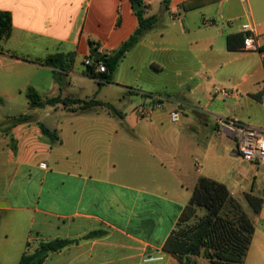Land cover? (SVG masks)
Here are the masks:
<instances>
[{"label": "crops", "instance_id": "1", "mask_svg": "<svg viewBox=\"0 0 264 264\" xmlns=\"http://www.w3.org/2000/svg\"><path fill=\"white\" fill-rule=\"evenodd\" d=\"M135 5L143 18L157 17L152 29L118 63L110 83L88 77L89 42L101 56L111 55L138 27ZM0 11L12 23L0 42V229L4 215L26 212L33 236L24 252L40 240H76L43 264H212L163 252L192 192L176 199L147 183L140 187L139 170L159 168L170 175L163 184L188 183L193 191L209 177L197 159L189 165L180 158L181 150L200 149L189 131L225 135L217 133L218 117L264 128V47L243 50L241 30L251 24L264 43V0H0ZM58 54L64 58L57 67L43 64ZM29 87L43 98L95 99L116 113L60 105L31 110ZM152 96L162 99L161 108L141 118L136 107ZM172 111L183 120L170 129ZM28 114L32 121L11 124ZM39 123L57 132V144H49ZM173 167L183 168L182 177ZM209 179L236 199L223 181ZM254 184L252 178L250 191ZM256 216L260 226L248 216L255 231L244 264H264V204Z\"/></svg>", "mask_w": 264, "mask_h": 264}, {"label": "trees", "instance_id": "2", "mask_svg": "<svg viewBox=\"0 0 264 264\" xmlns=\"http://www.w3.org/2000/svg\"><path fill=\"white\" fill-rule=\"evenodd\" d=\"M135 4L138 0H132ZM169 0H164L168 4ZM190 6L184 5V9ZM138 18V27L131 36L123 42L109 56L102 55L95 59L98 53L92 42H89L91 66H85V74L90 78H98L104 83H110L118 63L145 35L152 29L157 21L156 16L142 17V11L135 12ZM12 23L8 12L0 11V42L7 40L11 35ZM64 56L53 55L47 57L43 64L57 67ZM102 62L105 66L104 73L94 71V63ZM64 70V65H60ZM29 108L44 109L45 107L62 106L69 112H87L95 107H105L111 113L116 110L109 104H103L95 99L79 100L76 98H43L33 88L26 90ZM1 100V99H0ZM32 121L31 115H23L11 120V124ZM41 133L49 144L59 142L55 130H50L43 124H38ZM244 200L258 215L263 208L264 199L249 191L244 194ZM204 211L199 216L198 212ZM254 224L242 209L240 203L231 195L229 189L222 183L201 177L195 184L187 205L181 211L174 229L165 240L162 250L179 258L199 257L208 259L212 264H244L247 252L254 234ZM91 234L88 237L94 236ZM76 240L53 239L40 240L31 252H24L17 264H43L51 253L59 252L75 243ZM186 264H193L186 261Z\"/></svg>", "mask_w": 264, "mask_h": 264}, {"label": "rangeland", "instance_id": "3", "mask_svg": "<svg viewBox=\"0 0 264 264\" xmlns=\"http://www.w3.org/2000/svg\"><path fill=\"white\" fill-rule=\"evenodd\" d=\"M96 83L92 82L89 90L95 91ZM113 90V89H112ZM106 91H101L99 96L102 97ZM94 93V92H93ZM113 91H107V97L113 99L115 95ZM1 97V96H0ZM1 97L0 99H2ZM119 107V105H115ZM179 120H183L182 115L179 113ZM210 123V121H209ZM177 123H171L170 129L175 128ZM174 131V135H175ZM191 139L199 144L200 149L192 151L190 154L180 152L181 160H185L187 164H191L192 160L197 159L200 164V170L203 175L212 177L218 181H223L230 189L236 194V199L239 201L244 212L252 219H255L257 226L261 225V219L256 216L249 205L244 200L243 193L250 191L251 180L255 178V184L252 192L257 196L264 198V165L258 163H250L243 160L240 156L236 155V143L229 135H212L206 129H195L193 132L189 131ZM207 152L204 154V150ZM190 160H187L189 159ZM186 166V165H185ZM192 168V166H191ZM157 170L142 168L139 170V186L144 187V183L149 184L153 190L167 194L170 197L178 198L183 197L185 194L189 195L192 188L188 183H185L182 188H175V184L165 185L162 183L166 179L164 174H159ZM174 174H178L179 178L182 177V169L177 167L172 168ZM125 178V177H124ZM150 180V181H149ZM152 180V181H151ZM29 191H34V185H29ZM30 214L22 212L20 214L10 213L3 216V225L0 229V264H17L19 257L26 249L27 238L32 237L29 228ZM257 218V222H256ZM260 220V222H258ZM264 227V223H263ZM260 228V227H259ZM7 235L6 239L4 235Z\"/></svg>", "mask_w": 264, "mask_h": 264}, {"label": "built area", "instance_id": "4", "mask_svg": "<svg viewBox=\"0 0 264 264\" xmlns=\"http://www.w3.org/2000/svg\"><path fill=\"white\" fill-rule=\"evenodd\" d=\"M245 2V0H243ZM243 36V50L258 51L264 47L259 36L255 33L251 24H244L241 27ZM84 65L91 66L93 62L90 59L84 61ZM264 69V67H263ZM94 71L96 73H104L105 66L102 62L94 63ZM219 93L223 97L229 96V91L220 90ZM161 98L152 96L146 99L136 107V113L141 118H148L154 111L161 108ZM179 112L172 111L169 113L171 123L179 121ZM216 130L219 134H228L236 143V155L250 163H258L264 165V128L250 126L239 123L234 120L218 117L216 119ZM154 258L149 257L147 261H152Z\"/></svg>", "mask_w": 264, "mask_h": 264}, {"label": "water", "instance_id": "5", "mask_svg": "<svg viewBox=\"0 0 264 264\" xmlns=\"http://www.w3.org/2000/svg\"><path fill=\"white\" fill-rule=\"evenodd\" d=\"M141 8V6H139V5H135L134 7H133V11H137L138 9H140ZM101 55L98 53V54H96L95 55V59H98L99 57H100Z\"/></svg>", "mask_w": 264, "mask_h": 264}]
</instances>
